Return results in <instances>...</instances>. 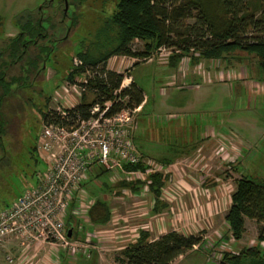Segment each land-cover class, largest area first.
<instances>
[{"label": "rangeland", "instance_id": "obj_1", "mask_svg": "<svg viewBox=\"0 0 264 264\" xmlns=\"http://www.w3.org/2000/svg\"><path fill=\"white\" fill-rule=\"evenodd\" d=\"M69 1H72L70 12H76L78 25L72 29L67 40L49 41L54 48L44 64L45 76L37 75L36 79H43L36 80L32 88L24 90L30 104H23L25 97L17 89L15 95L9 97L5 109L12 113L25 112L22 118L12 120L13 130L15 133L19 131L21 148L17 154L14 153L11 166L0 169V212L27 189L36 186L37 175L46 169L44 156L37 149L44 126L43 113L49 108H64L60 105H64L65 101L60 97L64 98L62 87L73 69L74 56L103 38L104 29L119 0ZM57 2L0 0V46H5L6 41H10L9 37L19 32L16 19L21 14L33 12L36 16V10L47 4L43 9L46 14ZM62 8L64 6L58 9L56 20L62 16ZM187 21L194 22L193 19ZM45 26H48L46 21ZM60 34L58 29L55 37ZM130 47L133 51H140L144 44L136 39ZM32 48L36 50V47ZM115 56L108 61L115 69L124 56L131 60L129 72L123 68L124 72L120 73L132 76L146 98L137 115L134 134L135 143L144 156L166 165V162L191 154L176 166L201 170V175H206L208 171L212 175H222L230 183L227 186L229 190L231 186L236 189L237 181L242 177L264 183V70L259 67L254 54L237 50L221 58H207L194 49L186 52L158 48L148 59ZM20 64L8 71L9 76L20 72ZM127 83L130 85L131 82L127 80ZM46 97H51L50 104L46 103ZM8 140L6 143H9ZM205 147H210V150L206 151ZM220 152L226 154L223 160ZM215 161L221 164L220 168L212 166ZM174 168H164L163 171L167 173ZM102 170V167L96 166L88 180L83 181V187L91 198H104L117 207L121 215H128L125 212L128 204L116 199L123 196V188L109 179L108 172L101 174ZM246 221L247 230L241 240L233 239L229 226L222 223L221 229L205 233L207 241L201 248L189 251L171 264H221L225 252L239 253L259 244L257 222L249 218ZM83 229H75L77 238L84 239L85 231H95V226L87 225ZM261 245L264 252V244ZM106 249L102 255L106 254L108 258L119 252L117 246ZM59 256V264H115L113 260L101 261L95 250L88 256L84 250L73 254L60 249ZM0 264H9L6 250H0Z\"/></svg>", "mask_w": 264, "mask_h": 264}, {"label": "trees", "instance_id": "obj_2", "mask_svg": "<svg viewBox=\"0 0 264 264\" xmlns=\"http://www.w3.org/2000/svg\"><path fill=\"white\" fill-rule=\"evenodd\" d=\"M39 11L36 16L23 13L16 19L20 33L7 45L13 56L21 58L24 43L32 44L34 41L37 53L30 63L35 71L42 68L41 62L53 50V46L41 42L47 35L45 21L52 29L58 28L51 15L45 18L43 10ZM74 18L76 24L77 19ZM189 19L194 22L189 23ZM27 38L31 41H27ZM136 39L144 44L140 51H133L130 47ZM162 46L186 52L198 50L207 58H221L241 50L254 54L259 67L264 70V0H119L116 11L104 29L103 38L77 53L84 65L69 73L68 80L73 81L87 69L95 71L85 84L86 88L78 104L68 110L67 117L51 108L43 113L44 121L68 124L78 118L89 119L92 116L91 109L96 104L104 106L109 101L114 102L110 113L125 107L136 108L143 105L144 92L134 80L119 92L127 74L109 69L108 60L117 54L148 59ZM178 56L181 57L182 54L179 53ZM6 73V66L0 65V90H4L0 97L12 90L13 83L23 79L21 76L9 81ZM117 98H120L119 102H115ZM125 168L145 170L142 163L125 165ZM105 172L107 170L103 169L101 174ZM168 178L169 175L165 172L149 175L150 191L155 197H160ZM118 186L133 191L140 189L139 182L120 181ZM89 218L94 226L111 221L108 201L97 198L89 210ZM247 218L258 224L259 244L239 253L225 252L221 264H264L261 245L264 242V183L242 177L237 181L232 194V205L226 215L233 239L243 238L247 230ZM67 225L74 229L71 216ZM73 233L76 235L75 229ZM204 235V231L185 235L173 230L151 241L150 234L142 231L136 242L117 252L114 258L118 264H171L189 251L201 248L205 243Z\"/></svg>", "mask_w": 264, "mask_h": 264}, {"label": "built area", "instance_id": "obj_3", "mask_svg": "<svg viewBox=\"0 0 264 264\" xmlns=\"http://www.w3.org/2000/svg\"><path fill=\"white\" fill-rule=\"evenodd\" d=\"M75 64L84 65L78 58ZM94 74L95 71L87 69L73 81L67 80L62 87L64 98L60 97L65 101L60 105L64 108H56L59 114L67 117L68 110L78 104L85 84ZM129 78L125 77L119 92L124 85H129L126 84ZM113 104V101L104 106L96 104L89 119L78 118L68 124L44 123L38 150L44 156L46 169L37 175L36 186L27 189L0 212V247H4L6 239L15 237L25 249L19 257L7 253L10 264L28 261V251L43 244H50L56 252L64 249L75 254L84 250L88 256L93 250H101L93 231H85L84 239L74 233L70 238L67 225L71 216L74 229L92 226L89 210L96 199L89 196L83 181L88 180L96 166L106 169L114 183L139 182L145 190H150L151 173L164 172V165L144 156L135 143L137 115L143 105L110 113ZM139 163L144 164L145 170L125 168Z\"/></svg>", "mask_w": 264, "mask_h": 264}, {"label": "crops", "instance_id": "obj_4", "mask_svg": "<svg viewBox=\"0 0 264 264\" xmlns=\"http://www.w3.org/2000/svg\"><path fill=\"white\" fill-rule=\"evenodd\" d=\"M126 58L127 56H124L123 61H119L120 64L116 69L109 64L107 67L117 72H122L123 68L129 70L132 62ZM129 58L131 57L129 56ZM129 77V82H132L133 77ZM204 149L208 151L210 147ZM197 152L195 153L197 154ZM190 155L164 164L167 169L175 168L167 171L166 174L169 175V178L162 188L159 198L155 197L149 189H141V186L137 191L123 188V196L116 199H119L123 204H128L125 211L128 215H121V212L117 211V207H113L108 201L111 208V221L104 225H95V231L93 230L94 240L100 245L102 251L112 246H117V250L121 251L129 244L136 242L142 231L148 232L149 239L152 241L173 230L189 235L202 231L204 233L217 231L222 228V223L229 226L226 215L232 205V194L235 188L232 189L231 186L229 190L227 186L230 183L222 175H212L210 171L206 172V175H201L199 173L201 170L198 172L195 168L186 169L176 166L178 162L187 159ZM221 155L223 160L226 154L222 152ZM215 162L212 166L220 168L221 164ZM128 201H132V203H128ZM205 236L206 242L207 237ZM0 250H6V254L12 253L16 257L25 251L24 247L20 245V241L15 237L6 239L4 247H0ZM101 250H95L101 261L110 262L113 260L115 264H118L114 258L115 254L109 255L111 257L108 258V255H102L104 252H100ZM27 255H29V259L27 257L28 261L23 264L60 263L59 252H56L50 244L34 246Z\"/></svg>", "mask_w": 264, "mask_h": 264}, {"label": "flooded vegetation", "instance_id": "obj_5", "mask_svg": "<svg viewBox=\"0 0 264 264\" xmlns=\"http://www.w3.org/2000/svg\"><path fill=\"white\" fill-rule=\"evenodd\" d=\"M71 2L72 1L67 0V3H68L67 10H66V0H58L57 4H55L54 7H52V9L48 10L46 14L43 11L45 18H47L49 15H51L52 18H54V22L58 25V28L52 29L50 24L48 26H46L47 27V31H46L47 35H46V38H44L45 40L41 41L42 44L50 45L49 41L51 42L53 40H56V41L57 40H67L69 35L72 32V29L78 25L77 22H76V24H74V21H75L74 17H76V19H77L76 12H74V13L70 12ZM44 6H48V5L44 4L42 6L43 9H44ZM63 6H64V8L61 9L62 10V16L56 20V18H58V9H60V7H63ZM43 9H39V10L41 11ZM36 11H38V10H36ZM58 29L61 30L62 34H60V36H58V37H55V33L57 32ZM19 33H20V29H19V32H17L13 36L9 37L10 41L9 42L6 41L5 46H3V47L0 46V65L6 66V68H7L6 75H7V78L9 79V81H11L13 78H19L21 76L23 77V79L20 82H15L12 84V90L9 91L8 94H6L3 97H0V101H1L0 102V169L3 167H6V166H11L14 153L17 154L16 152L19 151V149L21 148V145L18 143L19 142L18 141L19 140L18 139L19 131L18 132L16 131V133H15V130H13L12 120H14L15 117L16 118L17 117L22 118L24 116L23 114H24L25 110L23 112L15 111L14 113L6 111L5 109L8 107V104H9V97L11 95L14 96L15 91L17 89H19V90H21V92H23V95L25 97V99L22 98L23 104L24 105L30 104V98L25 94L24 90L27 87L32 88L33 82H35L36 80L43 79V77L45 76L44 64H45V62L49 56V55L46 56L45 59L43 60V62H41L42 68L39 69V71H35L34 67L30 63L35 58L36 53H37V50H35V48H32V47H36V43L34 41L32 42V44H30L31 42L30 43H24L25 48H23V53H22L21 58H18V55L13 56L11 54V51L7 48V45L10 44L11 39L13 37L19 35ZM27 41H31V40L27 38ZM53 48H54V46H53ZM32 49H34V51ZM4 54H7V56L5 55L6 59H4V57H3ZM76 58L83 61V59L76 54L73 58V69L72 70H74L75 68H79V67L83 66V65L75 64ZM20 62H21V64L18 65L20 68V72L18 74H12L9 76L8 71H11L10 69L14 65H16ZM83 64H84V61H83ZM30 66H32L33 68L30 69ZM24 72H25V74H24ZM39 74H42L43 77L41 79H36L35 77ZM31 75H33V77H31ZM3 92H4V90H0V94ZM50 100H51V97H46V99H45L47 104H50ZM50 109L51 108H49L48 111ZM43 123H45L44 119H43ZM19 125H21V123H19ZM7 138L10 139V141L8 140L9 143H6ZM37 149H38V147H37Z\"/></svg>", "mask_w": 264, "mask_h": 264}, {"label": "water", "instance_id": "obj_6", "mask_svg": "<svg viewBox=\"0 0 264 264\" xmlns=\"http://www.w3.org/2000/svg\"><path fill=\"white\" fill-rule=\"evenodd\" d=\"M67 8H68V3H67V0H66V10H67ZM68 236L70 238L73 237V229L71 227L68 229Z\"/></svg>", "mask_w": 264, "mask_h": 264}]
</instances>
